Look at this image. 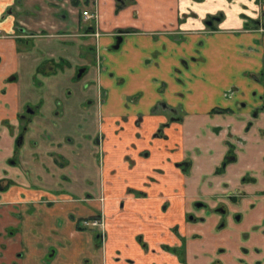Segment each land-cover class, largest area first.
Segmentation results:
<instances>
[{"label":"crops","instance_id":"crops-1","mask_svg":"<svg viewBox=\"0 0 264 264\" xmlns=\"http://www.w3.org/2000/svg\"><path fill=\"white\" fill-rule=\"evenodd\" d=\"M92 2L99 37L86 30L79 8L62 17L57 0H0V79L19 78L0 96V122H15L27 105H40L37 119L50 133L37 134L36 146L23 150L22 168L8 165L16 135L0 134V178L17 182L0 200V236L8 227L21 230L0 239V264H181L161 251L163 244L181 246L176 230L187 239L186 264L219 258L236 264L216 216L193 224L187 216L196 201L214 210L216 198L243 186L246 209L260 203L264 114L247 126L260 103L253 92H263L254 76L264 71V30L256 23L264 26V0H134L122 10L116 0ZM12 8L16 13H8ZM219 14L222 21L209 29L207 19ZM17 25L42 36L30 39L29 49L19 46L17 38L28 35ZM120 30L133 32L114 49ZM53 58L55 73H41L40 86L34 85L38 69ZM81 67L88 71L75 85ZM87 98L93 100L89 110ZM168 122V138L157 137ZM231 145L237 159L219 175ZM59 154L68 160L62 169L55 162ZM101 195L108 238L94 251L80 218L96 213L81 201L89 199L86 205L98 211ZM50 224L47 237L37 241V226ZM233 255L241 257L238 250Z\"/></svg>","mask_w":264,"mask_h":264},{"label":"flooded vegetation","instance_id":"flooded-vegetation-1","mask_svg":"<svg viewBox=\"0 0 264 264\" xmlns=\"http://www.w3.org/2000/svg\"><path fill=\"white\" fill-rule=\"evenodd\" d=\"M55 1V0H54ZM93 0H57V5H55L57 13L62 17H67V15H71L74 13L75 9L79 8V15L82 17V21H84L86 24H89L86 27L87 31H93V35L96 37H99L100 34L96 31L97 23L99 20V15L96 10L91 6ZM198 2L202 0H196ZM258 2L261 1V4L263 3V0H256ZM117 8L118 10H122L129 5L134 4V0H116ZM82 4V5H81ZM59 9H58V7ZM119 6L121 7L119 9ZM82 7V8H81ZM8 13H16L15 10L9 9ZM29 13L26 12L25 15H21V17L28 15ZM222 21V15L219 14L217 16L209 17L206 21L207 27L209 29H212L215 31L216 24L218 22ZM258 26L264 30V26L261 25L259 21L256 22ZM17 32H25L28 36L26 40L23 38H17V44L19 46L24 45L26 48L32 47V42L30 39L35 38L36 36L41 37L42 34H35L33 31L28 30L24 26H18L17 25ZM133 32V30H120V34L118 36V42L113 47L114 49H119L121 45V41L123 39V36ZM2 57L0 56V66L3 65V67H0L1 70L4 69V63L2 61ZM58 59H50L47 60L45 64L42 65L38 69L37 75L33 78L34 85L40 86L41 82L38 81L39 76H43L41 73L45 74L46 78L51 77L49 74L55 73V62ZM63 61V60H61ZM96 62L99 65L98 60ZM65 66L68 65L67 61L63 62ZM88 69L86 67H81L78 69L76 76L74 77V83L75 85L80 84L84 80V75L87 74ZM18 75L17 74H11L7 76L6 78L0 79V96L4 97L7 95V91L10 86L17 84L18 81ZM254 79L261 85V88L263 89V92L259 94V92H253L254 101L257 103L260 101L259 105H255L251 109V118L250 122H248V128L252 127L254 125L253 120H257L260 118L262 114H264V71H262L258 76H254ZM71 94V91H68L66 93V97H68ZM102 102V98L100 99V103ZM93 100L90 98H87L85 101V109L89 110L92 106ZM61 104V102H59ZM244 105H247L244 103ZM39 108L40 105H27L21 113L18 114L15 122L12 121H2L0 122V134H4V130L6 129L5 134H10L11 136L16 135L15 138V148L13 150L12 157L8 160V165H10L12 168H22L21 163V154H23V150L26 148H33L36 146L35 138L37 134H50L47 131L43 130V125L40 121H38L41 116H39ZM247 109V108H246ZM229 112V110H228ZM231 112V110H230ZM229 112V113H230ZM38 117V119H37ZM69 123L65 122V126ZM171 122H168L166 124H163L159 131L157 132L156 136L161 137L163 139H167L168 137L163 134V132L170 127ZM56 127L55 129H62V125L54 124ZM64 129V128H63ZM64 130H62L63 132ZM61 132V133H62ZM60 133V134H61ZM67 134V133H66ZM96 134H102L101 132ZM32 137V138H31ZM31 138V139H30ZM30 139V141H29ZM69 141V140H66ZM94 143H99L100 138L97 136L93 139ZM228 154L225 157V160L222 163V166L217 171V174L223 175L227 173V168L231 166L232 161L236 160L237 157L234 154V148L232 145L230 146ZM99 154H98V160L100 165L103 164L104 159V152L101 148H99ZM57 166L59 168L65 167L67 165L68 160L67 157L63 154H59L55 160ZM235 162V161H234ZM185 165H190V163L180 164L181 167H184ZM20 179L18 178L17 181ZM249 180V178H242V182H246ZM251 181H255V179H252ZM16 181L11 178H0V200H2L4 197H7V193L9 192V189L12 187H15ZM229 187V185H227ZM229 189V188H228ZM245 186L239 187L233 192L224 195L222 197L216 198L215 201L219 204L217 208L214 210L210 207V204L208 202L199 200L196 201L193 205V213L189 214L187 216V221L190 224L193 223H203L206 222L207 219L210 220L211 217L216 216L219 219L218 228L225 230L228 232L227 236V242L230 241L229 247V261L232 259V261H235L236 264H264V191L259 192V204H262V209L260 210V206L258 203H256L255 206L246 209V201L248 200L246 193ZM129 193L134 194L138 197L144 196L145 194L143 192H138L132 189L128 190ZM96 201V198L94 199ZM101 205L100 210H96V207H92L89 205H86L87 202H89V199H83L81 202L83 205H81L83 208H85L87 211H94L96 213L93 217H82L80 221L81 224V231L83 233L90 232L89 235L92 236L94 241V251H98L101 248H105L106 240L108 238V217L106 214V208L104 206L105 204V198L104 196L97 198ZM49 204V202H46ZM258 209V210H257ZM205 212V218H198L195 214H198L199 212ZM261 214V215H260ZM255 216L257 219L251 221L249 220V216ZM260 215V216H258ZM20 217V216H17ZM75 219L78 220L76 216ZM97 220H103L104 226L102 227H90L87 226L86 222H94ZM79 221V220H78ZM249 224L248 222H254ZM1 223V221H0ZM251 225V226H250ZM245 229V230H244ZM20 228L18 227H8L5 232L6 236H0V239H4L3 237L8 238V236L17 235L20 232ZM179 236L180 241V247L171 246L169 244H163L161 246V251L167 254H171L172 256L176 257L178 261L181 264H186V255H187V239L184 236H180L175 231V235ZM5 240V239H4ZM237 242V244H236ZM4 245V244H3ZM143 248L145 250H148L147 244L142 243ZM239 251V254L241 257H236L233 254L235 253V250ZM221 250L217 252V256L220 257ZM117 259V258H116ZM127 261V260H126ZM225 261H222L220 258L215 260L213 264H224Z\"/></svg>","mask_w":264,"mask_h":264},{"label":"rangeland","instance_id":"rangeland-1","mask_svg":"<svg viewBox=\"0 0 264 264\" xmlns=\"http://www.w3.org/2000/svg\"><path fill=\"white\" fill-rule=\"evenodd\" d=\"M205 46H206V44H205ZM262 137V139H264V135H262L261 136ZM46 226H48V227H46ZM50 227H51V224L50 225H42V226H37V228H38V230H40L38 233H37V235H36V240L37 241H39V242H41L42 243V240L43 239H45V237H47V235H48V231L50 230ZM42 228V229H41ZM90 232H86L85 234H89ZM26 236H24V238H23V242H24V244H26L28 241L26 240V238H25ZM29 237L31 238V234H30V232H29ZM29 238V239H30ZM28 239V240H29ZM60 241V240H59ZM59 241H57L56 242V244L57 243H59ZM53 243H55V241L53 240ZM41 257V256H40ZM39 257V258H40ZM39 258H38V260H39ZM63 261H65V257L63 258ZM67 262H72V257H70L69 259H68V261Z\"/></svg>","mask_w":264,"mask_h":264},{"label":"built area","instance_id":"built-area-1","mask_svg":"<svg viewBox=\"0 0 264 264\" xmlns=\"http://www.w3.org/2000/svg\"><path fill=\"white\" fill-rule=\"evenodd\" d=\"M87 226L90 227H102L104 226L103 220H97V221H92V222H86L85 223Z\"/></svg>","mask_w":264,"mask_h":264},{"label":"trees","instance_id":"trees-1","mask_svg":"<svg viewBox=\"0 0 264 264\" xmlns=\"http://www.w3.org/2000/svg\"><path fill=\"white\" fill-rule=\"evenodd\" d=\"M121 7L119 6V9H120Z\"/></svg>","mask_w":264,"mask_h":264}]
</instances>
